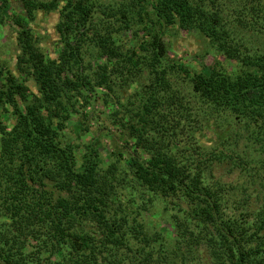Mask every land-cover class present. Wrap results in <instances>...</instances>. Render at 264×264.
<instances>
[{
    "label": "trees",
    "instance_id": "1",
    "mask_svg": "<svg viewBox=\"0 0 264 264\" xmlns=\"http://www.w3.org/2000/svg\"><path fill=\"white\" fill-rule=\"evenodd\" d=\"M224 1L127 0L121 2L122 8L116 3L104 9L107 17H120L117 20L121 24L100 29L91 25L96 7L93 0H24L25 11L32 17L36 9H59L62 20L58 28L64 45L57 58L49 59L33 31L22 28L19 66L27 69L37 91L11 73L1 83L0 103L11 111L5 108L6 114L0 115L4 154L0 160V195L4 194V213L17 232L13 231L14 237L7 243L18 253V258L13 254L2 256L4 249L0 246L6 264H25L28 240L36 245L32 256L39 264H166L168 255L154 246L156 235L146 232L139 220L140 211L132 208L137 196L141 201L163 197L174 199L177 205L186 202L191 215L201 218L197 219L201 223H195L199 231L183 228L178 245L190 246L189 239L201 242L203 236H208L209 241H204L217 264H264V255L260 254L264 245V199L252 219L239 217L246 218L248 210L243 207L228 215L224 210V203H228L224 184L204 180L208 164L199 160L194 168L165 144L166 139L173 141L187 113L184 94L170 89V69L177 68L188 74L196 99L212 109L231 112L246 126L254 127L264 147V55L252 57L235 42L220 9ZM246 2V6L251 3L254 17L246 14L241 23H261L264 0ZM134 20L143 23V38L147 40L139 44L146 45L142 50L149 57H139L133 47L128 50L130 54L120 49L122 36L132 31ZM174 24L184 30L197 28L223 57L247 69L231 73L214 69L206 75L184 63L174 61L168 65L164 32ZM89 41L104 59L98 71L92 70L95 76L84 72L83 53ZM124 62L141 69L147 67L151 72L149 85L139 100L136 125L131 126L129 135L134 148L125 161L130 172L127 176L134 182L131 188L117 179L116 163L104 170L97 148L89 145L80 150L73 138L63 134L70 119L67 106L74 105L77 94L86 84L94 85V78L98 84L106 82ZM255 62L261 63L256 70L251 68ZM11 118L13 123L9 125ZM76 152L82 157L80 165ZM118 184L127 189L119 191ZM121 196L131 201L130 205ZM243 198L244 203H250V194ZM211 227L215 234L208 230ZM252 242H256L254 247L250 246ZM123 249L130 254L123 255Z\"/></svg>",
    "mask_w": 264,
    "mask_h": 264
},
{
    "label": "rangeland",
    "instance_id": "2",
    "mask_svg": "<svg viewBox=\"0 0 264 264\" xmlns=\"http://www.w3.org/2000/svg\"><path fill=\"white\" fill-rule=\"evenodd\" d=\"M40 1L49 2L50 0ZM84 1L90 3L92 0ZM125 1L127 0H93L96 7L92 12L91 25L100 29L108 25L117 28L121 24L117 18H121L107 17L104 9L114 6L116 3H120L121 6V2ZM138 3H135L137 8ZM126 4L129 3L126 2ZM246 4V0H225L224 4L220 6L224 23L229 28L235 42L237 40L241 48H245L242 49L244 52H248L252 57L264 55V27L261 24L262 22L264 24V20L261 23L243 25L240 19H245L246 14L254 17L251 3L248 2V7ZM61 20L59 9L49 11L36 9L32 17L25 11L24 0H0V88L1 83L5 82L11 73L32 90L37 91L36 82L27 73V69H21L19 66L18 56L22 52L19 45V32L22 28H30L37 44L46 56L49 59H55L58 57V50L64 45V36L58 28V23ZM133 25L132 31L122 36L121 43L123 45L120 49L125 54H130L128 50L133 47L139 51V57H147L149 53L142 50L146 45L139 44L141 40H147L143 38V23H136L134 20ZM164 38L169 48L168 65H172L174 61L184 63L190 69L204 72L206 75L211 74L214 69L226 73L247 69L246 65L243 64L240 67L236 61L223 57L217 47L197 28L184 30L174 24L168 26L164 32ZM83 55L85 58L84 72L95 76L92 70L98 71V66L103 63L104 59L98 55L97 49L91 45L90 41L85 45ZM132 64L124 62L122 65H117V72H111L106 82L98 84L94 78V85L86 84L81 93L77 94V101L74 105L67 106L70 119L63 133L69 139L73 138V142L79 145L80 150L86 149L89 145L97 148L101 154V166L104 170L116 163L117 179L123 180V184L129 186L128 188L134 184L131 176H127L130 172H128L125 161L130 150L134 148L129 135L132 130L131 126L136 125L139 100L145 93V86L149 85L151 80L149 68L141 69ZM260 65L261 63L255 62L251 68L256 70ZM170 72V89L184 94L187 113L183 119L182 127L177 130V135L172 137L173 141L166 139L165 144L182 160L191 162L194 168L199 160L208 164L204 180L206 179L212 184L215 181L224 184V192L228 199V203H224L225 212L228 215H234L237 208L243 207L248 210L246 218L241 215L239 217L244 220L252 219L264 199L263 197L257 199L264 196L262 136L254 134V127L246 126L231 112L212 109L196 99L190 87L188 74L178 71L177 68L170 69ZM5 108L11 111L7 105L0 103V115L6 114L7 109ZM7 122L9 125L13 123L12 118ZM1 139L2 135L0 134V160L2 161L4 154L1 152ZM119 153H122L123 156H120ZM76 154L78 155V165H80L82 157L78 152ZM8 161L9 158H7ZM118 185L119 191L127 189L123 185ZM248 194L251 198L250 203L247 204L244 203L246 198L243 197ZM3 197L4 194H1L0 238L2 241L0 240V246L4 249L2 256L13 254L14 258H18L17 250L11 248L10 243H7V240L11 242L10 239L17 232L11 226V218L4 213ZM121 197L124 198V196ZM124 200L127 205H130L131 201L127 198ZM176 203L178 202L174 199L163 197H153L151 200L147 198L141 201L137 196V202L131 204L136 205L132 208L140 211L139 220L143 221L146 232L153 236L156 235L154 242L156 250L163 249L164 254L168 255L166 264H217L208 250L206 241H204L209 238L208 236H203L201 242L193 240V238L189 239L191 240L190 246H187L186 243L177 244L178 236L182 233L183 228L199 231L195 223H201L197 220L201 218L191 215L192 211L186 202H180L179 205ZM4 222L8 223L7 226ZM37 225L39 226V221ZM208 230H212L215 234L214 227L208 228ZM3 233L8 236H4ZM41 237L45 238L44 235ZM160 238L161 241H159ZM28 241L30 244L27 243L26 254L23 255L26 260L25 264H39L33 257L36 245L32 241ZM255 244L256 242H252L250 246L254 247ZM46 248L51 253L52 248L48 246L47 242ZM46 248L42 251H45ZM261 248L263 250L260 254L264 255V245ZM122 251L125 256L130 254L128 249ZM2 256L0 255V264H6ZM206 256H208L207 261Z\"/></svg>",
    "mask_w": 264,
    "mask_h": 264
}]
</instances>
